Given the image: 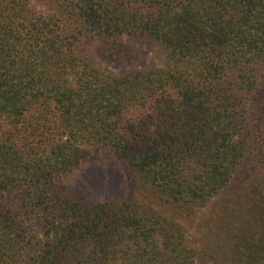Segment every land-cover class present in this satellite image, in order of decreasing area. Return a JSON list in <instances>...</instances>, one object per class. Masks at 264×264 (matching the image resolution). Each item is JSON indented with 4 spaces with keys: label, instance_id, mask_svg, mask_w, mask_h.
Wrapping results in <instances>:
<instances>
[{
    "label": "trees",
    "instance_id": "trees-1",
    "mask_svg": "<svg viewBox=\"0 0 264 264\" xmlns=\"http://www.w3.org/2000/svg\"><path fill=\"white\" fill-rule=\"evenodd\" d=\"M40 2L0 0V264H264V0Z\"/></svg>",
    "mask_w": 264,
    "mask_h": 264
},
{
    "label": "rangeland",
    "instance_id": "rangeland-1",
    "mask_svg": "<svg viewBox=\"0 0 264 264\" xmlns=\"http://www.w3.org/2000/svg\"><path fill=\"white\" fill-rule=\"evenodd\" d=\"M31 2L39 9L44 8L40 0H31ZM111 43H115L123 47H117L111 50ZM86 47L90 51L91 56L95 58V60H97L101 64L104 63V66L109 67L114 72L127 71L129 69H132L133 65L147 64L149 63L148 60H152L153 63H157L158 59H162V55L160 53V49H158L159 47L157 46V44L154 41L148 39L133 40L130 38H117L109 40V43L106 41L99 42L95 40L91 43L89 42ZM125 48H127L126 51ZM125 53L127 54L126 56ZM120 57H122L121 60H119ZM101 61H103V63ZM115 62H119L120 64H117ZM98 169L104 170L106 171V173H109L110 170H112L114 172V176H112V178L116 179L115 182L120 186V189L125 188V182H127L125 174L123 173L120 165L112 157V155L107 154H101L95 159L86 161L76 172L74 179L75 181L79 182L83 181L85 178H90L93 174H99L97 171ZM246 172L247 168H245L244 171H239L238 174L233 178L231 185L226 188V190L222 194L223 201L227 197L235 199L237 198V196H239L238 193L241 191L240 188H242L241 185L244 181L243 176ZM118 174L120 176H123L124 179L123 177H119Z\"/></svg>",
    "mask_w": 264,
    "mask_h": 264
}]
</instances>
